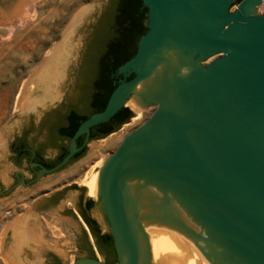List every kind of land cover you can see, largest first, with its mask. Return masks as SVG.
Returning <instances> with one entry per match:
<instances>
[{
	"label": "water",
	"instance_id": "water-1",
	"mask_svg": "<svg viewBox=\"0 0 264 264\" xmlns=\"http://www.w3.org/2000/svg\"><path fill=\"white\" fill-rule=\"evenodd\" d=\"M262 2L143 0L148 31L106 109L81 124L60 164L39 173L64 169L77 139L133 98L153 108L100 171L118 264H152L146 230L160 238L166 264H264Z\"/></svg>",
	"mask_w": 264,
	"mask_h": 264
},
{
	"label": "rangeland",
	"instance_id": "rangeland-1",
	"mask_svg": "<svg viewBox=\"0 0 264 264\" xmlns=\"http://www.w3.org/2000/svg\"><path fill=\"white\" fill-rule=\"evenodd\" d=\"M27 1H33L31 14L24 19L18 16L16 20V12L26 0H0V148H5L0 149V187L5 192L11 189L17 172L8 161V142L20 133L25 122L38 119L35 113L20 115L19 110L54 108L75 92L89 37L108 2ZM53 78L58 84H53ZM127 108L133 113L130 123L104 140L91 142L85 156L67 169L46 177L30 189L18 187L6 195L0 190V264H45L49 253L58 255L63 264H75L81 255L73 232L81 231L78 223L71 222L72 228L60 223L57 214L62 205L49 215H40L33 206L45 194L64 186L77 183L87 187L86 182L101 171L125 138L153 112V108L141 114L129 105ZM73 197L69 193L67 202ZM92 214L103 230L110 233L101 200L96 199ZM162 254L161 261H155L152 255V264H166L163 250Z\"/></svg>",
	"mask_w": 264,
	"mask_h": 264
},
{
	"label": "flooded vegetation",
	"instance_id": "flooded-vegetation-1",
	"mask_svg": "<svg viewBox=\"0 0 264 264\" xmlns=\"http://www.w3.org/2000/svg\"><path fill=\"white\" fill-rule=\"evenodd\" d=\"M121 4L122 0H108L103 6L102 12L93 27V32L89 37L88 44L95 39V26L99 22L108 20V22L113 23L116 21ZM140 9L143 11L147 8L143 5ZM144 25L148 27V19ZM143 35L144 33L139 34L134 43L131 44V53H137L138 43ZM108 42L109 39H105L100 51L95 55L92 67L86 68L88 77L81 78L79 85L78 81L80 80L79 76L83 64V61H81L78 70L77 88L75 92L68 94L60 104L57 103L54 108H29L22 110L23 115L35 113L38 119L31 118L25 122L20 133L16 134L13 140L8 142V161L17 169L9 192L18 187L30 189L41 183L46 177L60 173L83 158L91 142L104 140L97 138L103 136L105 127L96 126L92 128L89 138L87 135H82L77 139L79 151L64 169L39 178V173L42 170L56 167L70 153L71 142L75 135L71 136V134L75 129L78 131L81 124L84 123L85 117H91L97 112L96 107L93 106V101L97 98H102L104 101L109 102L112 93L124 78L123 75L119 74L121 66L117 69L109 66L104 71L106 79L104 78L103 80L102 70L104 62L102 56L109 47ZM133 77L134 75H131L128 81ZM100 85L103 87L101 91H98V86ZM83 86L86 91H83ZM38 113H41V115H38ZM87 188L79 186L77 183L64 186L54 192L45 194L42 199L35 201L33 209H36L40 215H49L53 209L62 205V209L57 214L61 218L60 223L72 228L70 223L77 222L81 229L80 232L73 231L76 236L77 249L81 254L79 258L100 259L102 257L107 264H118L119 258L113 236L103 230L100 221L92 214L98 198L92 195ZM0 190L3 195L9 193L5 192L2 187H0ZM69 193L74 195L71 202H67ZM56 259L63 264L61 258L53 253H49L46 256L45 264H56Z\"/></svg>",
	"mask_w": 264,
	"mask_h": 264
},
{
	"label": "trees",
	"instance_id": "trees-1",
	"mask_svg": "<svg viewBox=\"0 0 264 264\" xmlns=\"http://www.w3.org/2000/svg\"><path fill=\"white\" fill-rule=\"evenodd\" d=\"M243 0H238L241 2ZM144 5L143 0H122L120 12L116 17V21L113 23L104 20L99 22L95 26V39L87 45L86 51L84 53L82 70L80 73V80L78 84L81 83V78L88 77L86 68L92 67V63L95 60V55L100 51L102 44L105 39H109L108 49L103 54V80L105 78V73L109 66L117 69L120 66L124 65L136 53H131V44L134 43L137 36L141 33L148 31V27L145 24V21L148 19V9L141 10L140 8ZM89 69V68H88ZM106 79V78H105ZM98 91L102 90L103 86H98ZM83 91H86V88L83 86ZM108 101H104L102 98H97L93 101V106L96 107L97 113H101L106 109ZM90 117H85L84 122L87 121ZM133 119V113L129 108H123L111 121L99 125L97 127H105V133L101 138L105 139L112 133L118 132L124 125L130 123ZM75 131L71 134L73 136ZM56 264H61L59 260L56 259Z\"/></svg>",
	"mask_w": 264,
	"mask_h": 264
},
{
	"label": "bare ground",
	"instance_id": "bare-ground-1",
	"mask_svg": "<svg viewBox=\"0 0 264 264\" xmlns=\"http://www.w3.org/2000/svg\"><path fill=\"white\" fill-rule=\"evenodd\" d=\"M33 10V1H27L25 2V4H22V6H20L16 12V16L14 19L17 20V17L19 16L22 17V19L27 18L31 12ZM14 23V22H13ZM53 57V56H52ZM62 57V56H61ZM54 59V58H53ZM58 64V63H57ZM61 64V63H60ZM55 72H56V67H55ZM54 77V76H53ZM56 77V76H55ZM54 79V78H53ZM58 80L54 79L53 84H58L57 83ZM131 106L135 111H137L138 113H142L145 111L146 108L141 109L140 107H138L135 104L134 98L132 100H130L127 104V106ZM106 164V162H105ZM104 164V165H105ZM103 168V167H102ZM99 181H100V172L97 173L90 182H86L87 187L90 190V193H92V195H94L95 197L100 198L99 195ZM148 236L150 237L151 240V249H152V255L154 257L155 261H161L163 254H162V246H161V242H160V238L158 237L157 233L155 231H149L146 230Z\"/></svg>",
	"mask_w": 264,
	"mask_h": 264
},
{
	"label": "built area",
	"instance_id": "built-area-1",
	"mask_svg": "<svg viewBox=\"0 0 264 264\" xmlns=\"http://www.w3.org/2000/svg\"><path fill=\"white\" fill-rule=\"evenodd\" d=\"M257 14L264 15V0L260 5L257 6Z\"/></svg>",
	"mask_w": 264,
	"mask_h": 264
}]
</instances>
